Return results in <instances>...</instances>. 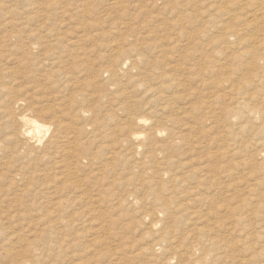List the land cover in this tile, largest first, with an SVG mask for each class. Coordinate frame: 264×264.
<instances>
[{
	"label": "rangeland",
	"instance_id": "obj_1",
	"mask_svg": "<svg viewBox=\"0 0 264 264\" xmlns=\"http://www.w3.org/2000/svg\"><path fill=\"white\" fill-rule=\"evenodd\" d=\"M237 1L238 0H0V72L2 71L4 73L5 79L9 83L8 86L10 85V88H12L14 94L15 95L18 94L17 96H20L21 98L24 99L23 103H21L19 107H17L15 105L16 103L10 102V100L12 99L11 96H13V93L10 89V93L2 94L0 96V111H2L3 108H7L8 110L13 111V114L16 117L18 115L25 114L32 121L37 120L38 122L45 124L51 122V119L54 116V114L55 117L58 116L57 118L63 116V118L62 117L60 118L62 123H64L65 121H66L65 124L78 123L77 125H79V127L80 126L82 128L86 127L88 129L87 130L86 128L85 129L83 128L82 133L85 134L83 135L81 133L80 137H82V139L85 138L83 140H88L90 138L87 145L88 147H90V149L93 148L92 146H94V148L92 149L94 151L91 150V153L96 154L95 159L92 160V163H90L89 160L85 159L84 164H82L81 167H79L80 169L79 171L77 170L78 172L77 174L78 175L81 174V176L82 175L83 176L82 177L78 176L79 177L78 179L81 180L78 181V179L75 178L73 175L71 176L70 172L67 169H64L66 168L63 163L64 162L63 158L65 157V156L63 157V155H65L64 149L69 145V142L72 139H74L68 136H73L75 134V133H72L73 135L70 134L69 130L65 134L63 133L62 139L59 138L60 144H58V148L56 147L50 149L49 150L50 152L49 153L47 152L48 153L47 156L42 151L46 149L44 148L45 144L48 138L50 137V135L52 134V132L50 131L42 132L41 137L36 136L35 140L33 139V143H31L30 145L28 144L27 146L24 145L22 141L16 139L14 144L17 145V148L19 147L18 150L15 151L17 153L12 152L14 150H11L10 147L12 145L10 140L13 139L6 141L7 143L8 141H10L8 143L9 146L7 145L6 142L4 143L6 145L5 146L6 149L0 147L1 148L0 162H2L0 163L1 164L0 165V172H1L0 173V243H2L0 244V250H1L0 264H183V263L200 264V262L198 261L202 258H203L202 260H205L207 264H218L217 261H214L213 263L214 258H211V256L209 255L206 256L207 254H205L210 250L214 251L215 248H216V252H221V251L225 252V256L227 255L228 259L234 260L235 258L234 261L235 263L238 264L239 263L264 264V248H263L264 247L263 245L264 243V219H263L264 218L263 217L264 216L263 214L264 213V202H263L264 161L262 157L256 154L257 150H254L256 151L254 153L252 152L253 151L252 149L256 148L254 143L259 141L257 137L261 136V134L258 133V130L260 127L264 126V120L263 118L256 120L254 123L257 126L254 125L253 128H251L252 130L248 129L249 131L246 130L244 132L237 129L235 124L231 123L230 125L223 126L221 121L220 123L219 121L218 122L215 121L214 124L213 120L206 119V116L211 114V111H219L217 110V106H218L217 102L219 98L217 99L216 97L214 98V95L209 92L210 90L214 89L213 87H210L209 89L207 88V86L211 85L209 83L213 82V85L216 83L220 84L225 78H230L232 84L234 83L237 84L241 77L244 78L243 76L244 72L243 73L241 72L240 75H238L239 77L234 74L233 75L221 74L222 72L220 73L217 69L218 64L220 62L219 60L220 59L221 61L227 60L230 62L233 61L234 62V65H232L233 70L240 68L243 69L244 66H247L245 65L246 63H248L247 60L250 59L247 58V56L251 57L250 54L253 52L251 50L260 51L262 49V48L258 49V47H253L251 45L249 46V44L245 42L240 43L242 40H244V37L246 38L251 37V35L254 33V30L252 28H248L247 24H245L241 20V15L243 14L241 12L240 7L235 5ZM242 17L245 16L243 15ZM236 28H239L242 31L241 33V31L239 30L242 36L241 41L239 40V38H237L238 36L232 39L230 38L227 39L226 38L227 33L230 32V30ZM179 30H181L182 32H188V34L190 33V36L183 37V34L182 33L180 34ZM86 34L93 35L90 38L91 41L88 40L89 38H87ZM176 37H179L180 40L179 45H181V47H187L183 45L188 44L189 46L194 48L196 50L194 52V55L199 54L201 48L206 49L208 51V54L211 56V57L209 56L210 60L204 63L201 61L199 62L197 58L194 57L191 58V56H188L189 58L188 57L182 58L180 56L181 55L180 52L182 51V54H184L185 51L183 50L180 51V48H178L179 46L173 48L175 44L174 40L177 39ZM200 37L203 39H201ZM168 39H170L172 42H170V40ZM161 45L163 46V48ZM55 46L56 48L58 47L57 48L58 50L56 48H53ZM189 46L188 49L190 48ZM61 47H63V49ZM156 47L159 48L157 49ZM192 48L190 49L193 50ZM176 49L178 50V52ZM190 49L189 52H191ZM24 51L26 52V54ZM60 51H62L63 53ZM69 51L71 52L72 55H70ZM156 51L159 53H157ZM160 51H162L161 54ZM165 52L167 54H165ZM63 54L65 56H63ZM43 55L45 56L43 57ZM113 58H115L114 62H113ZM146 59L150 63L151 61L153 62L150 64L149 62H147ZM167 59L170 60L169 63ZM170 62L172 66L170 65ZM69 63H71V65ZM142 63H144L145 66H143ZM55 64L57 65V67L59 66V68H57ZM111 64H113L115 67L114 68L115 70L113 71L114 73L106 72V69L109 66H111ZM53 65L57 69H55ZM65 65L66 67H62ZM83 68L85 70H82ZM173 68H175V72L180 71V73L183 74L182 77L185 78V81L183 83L184 85L172 87L170 86V84L172 85V83L168 82L170 78L168 79V81L163 82L166 80L165 76H167L168 74L163 77L162 74H166L170 69V71L168 72L169 73L168 76H170L173 73ZM189 68L190 71L186 70ZM138 69L142 71L139 72ZM194 69H196V71ZM244 70L246 72V69ZM104 72L106 74H104ZM116 72L118 75L116 74ZM145 72L147 74H145ZM56 73L59 77L56 75ZM46 74H48L49 76ZM187 74L190 76H188ZM54 75L56 77H54ZM80 75L88 76V78L81 77ZM145 76L148 77L149 79L146 78ZM64 77L66 82L64 80ZM114 77L116 78L114 79ZM236 78L239 79L236 80ZM75 79L77 80L78 84H75L76 83ZM189 81H191L192 84ZM51 83L53 85H51ZM140 83H142L143 85ZM81 84L83 87L81 86ZM156 84L159 87L160 85L162 86L160 94H162L163 97L161 99L159 98L160 96L159 93H157V90H159L160 88L156 90L157 87ZM50 85L53 87H51ZM54 87L56 88V91ZM61 87L62 89H58ZM148 87H150V89H148ZM51 88L54 90H51ZM66 88L69 90H67ZM186 88L188 90H186ZM71 89L73 90V92ZM74 90L77 91L75 92ZM253 90L254 89L250 90V92H252ZM221 91L219 92L220 93L224 92L226 94L225 91L222 92ZM191 92H195V94L194 93L190 94ZM171 95L173 96L171 97ZM227 98L224 102L229 103V99ZM220 102L223 101L220 100ZM91 104L93 106L89 108ZM82 108L84 111L82 110ZM72 109L73 110L76 109V110L73 111ZM69 115H74V116L72 117ZM76 115L78 117H76ZM93 115L95 116L94 118H92ZM97 115L101 119L98 118ZM128 116H133V117L143 116L147 118L148 123L145 127L146 129L144 128L145 130L150 129L151 126L167 127L168 130V133L166 134L167 136L163 135L160 140L164 139L165 142L171 140V138H175L177 140L180 136L184 135L187 136L189 142H192L190 140L193 139V142L195 143L196 146L192 150H189L190 148L189 144L187 145L186 142L184 144H177L174 146L173 149H169L170 152L168 151L169 154H175L174 156L176 157L178 156V159L176 157L172 159L173 162L175 161L174 164L173 163L168 164L166 163L167 160L162 158H157L152 160L146 159L145 162L147 163L145 164V168H144L143 167L144 162L140 164V166L138 162L143 160L142 158L144 155L142 156L141 154L143 153V151L145 152L147 150L144 149L143 151H141V153H139V151L137 153L131 150L133 146L130 144L131 146L130 147L129 146L130 141H128L129 143L126 142V144L123 146V149L125 148V146L127 147V150H125L124 152L125 153L131 152L133 155L132 157L134 158L128 157V159H126L124 156L120 155L118 157V163L115 166V168L117 169V170L115 169L116 170L115 173L120 170L119 176L120 177L129 176L131 177V181L130 184H128V186L124 182L123 184L122 183L114 184L112 181L114 175L111 176V174L113 173L110 174V172L108 173H101V171L98 172V169L100 167L99 165L101 164V163L98 164V162L103 160L104 162L106 161L108 163L111 162L112 164H115L113 163L114 162L113 159L110 158L109 152L108 154L107 153L105 154L106 156L100 155V157L98 158L97 152H99V150L96 151V149L100 148L101 143L105 142V140H106L105 143L110 144L113 138L123 137L122 139H128L129 136L128 134L135 128L134 125H129V124L127 125ZM68 117L73 122H71ZM79 118H82L81 121H79L80 120ZM88 119L91 120L89 121ZM84 120L86 122V123L84 122L85 125L83 124ZM6 121H7V117L3 116V113L0 114V135L12 129L10 128L9 123H7ZM106 121L107 124H105ZM87 123H89V125ZM113 123L115 124L112 125ZM118 123H120L121 128L119 127ZM197 124H199V127ZM202 124H204V126ZM15 125L19 127L22 124L21 123L18 124V122L17 123L15 122ZM29 125H31V123H29ZM170 125L172 126V128ZM218 125L221 127H219ZM200 127L202 128L200 129ZM127 128L129 129V132ZM218 128L219 129L222 128V130H219ZM108 129L111 130L108 131ZM215 129L218 131L216 132ZM254 129L257 131L255 132ZM121 130L122 132H120ZM126 131L128 133H126ZM185 132L190 133V135ZM88 134L89 137H87ZM125 134H127L126 137ZM107 135L110 136L108 137ZM221 136L223 137V139ZM219 139L221 140L220 141L221 144L219 143ZM206 141L207 143H205ZM214 142L216 143L215 145ZM90 143H92V146H89ZM236 143H239V146ZM241 144H245L246 147H240ZM233 145L234 147L232 148ZM221 146H225V147H221ZM199 147L201 149H199ZM38 149H40V151H38ZM234 149L236 150L234 151ZM250 149L252 151H250ZM208 151H212L213 153L215 152L214 154H218V153L225 154L224 157L218 155L217 158L218 159L221 158V160L224 161L219 160L217 164L224 163L223 165H226L227 168L229 169L228 172H224V173L222 172L221 175H218V178L215 179V183L214 181H207L205 179L206 177L205 174L216 173L215 171H210V170H213L212 168H214V164L216 162L214 161V159L216 160L217 158L213 159L210 157H206V153H208ZM231 151H232V155H231ZM52 152L53 154H51ZM237 153H239L242 157ZM252 154H254L255 156ZM18 155L22 158L17 159L20 158ZM225 156H227L230 161L227 160V157L225 158ZM239 156L240 158H238ZM1 157H4L5 160ZM100 158H104V159L99 160ZM179 158L181 159L179 160ZM237 158L239 160H237ZM254 158L256 160L253 161ZM15 159L17 160V162L15 161ZM211 159L213 160V163H211L212 162ZM158 161L159 162L162 161L163 163L165 162V165L162 162H161L162 165H160L161 163H158ZM205 161L207 162V164L204 165L203 163H206ZM6 162H8L9 165ZM241 163H243L245 167L244 166L242 167ZM27 164H29V166L32 167V170ZM131 164L134 165L132 166ZM253 164L256 166L259 165L257 166V168L259 167L258 170L256 166L252 167L254 166ZM239 167L242 169H240ZM86 168L87 170H89V172L86 171ZM236 170L238 175L236 173ZM251 170L252 171L255 170V173L251 172ZM29 171L30 173H28ZM145 172L147 173L145 174ZM19 173H22L23 175L21 176L19 175ZM7 174L10 175L11 177L9 176L6 177ZM105 174L108 175H106L105 177L104 176ZM141 174L143 175L144 178L142 177ZM109 176L111 177V179ZM145 176H147V178ZM200 176L201 177L203 176L202 179ZM258 178L261 180H259ZM30 179L31 181H29ZM199 180H203L201 186L197 185ZM173 181H175L176 183ZM26 182H28L29 184ZM72 182H74L75 184ZM24 183H26V185ZM78 183L82 184L80 185L81 186L80 188ZM217 185L219 187H217ZM170 186H172V188ZM213 187L216 189L214 190ZM153 188H157L156 189L157 191H155ZM29 189L31 191H28ZM36 189L37 191H35ZM201 190L205 193L203 194ZM33 191L35 192L33 193ZM184 191L185 193H183ZM194 191H198L200 195L198 194L197 197L193 196V194L190 195ZM249 191L250 194L252 193L251 196L248 193ZM255 191L257 193L254 194ZM223 192L226 193L224 194ZM45 193H49V194L46 195ZM126 193H127V198L130 197L129 199H127L128 201L124 202L122 205L116 204L118 203L117 196L118 197L121 195L124 196V194ZM237 193H239V195H237ZM142 194L144 196H142ZM207 194L210 195L208 196ZM159 195L161 196V198ZM233 195L235 196L231 198V196ZM240 195L241 198H239ZM99 196L101 198H99ZM203 196L206 197V200L203 199ZM89 197L93 199H90ZM136 197L137 198L141 197V198L137 199ZM242 197L244 199H242ZM256 197L258 199H255ZM83 198L86 199V202ZM217 198L221 200H218ZM166 199L170 200L169 209L167 207L165 208L166 205L164 202ZM129 200L132 202H130ZM243 200L246 201L243 202ZM208 201L211 202L208 203ZM258 201L259 202L261 201L260 205ZM198 202L201 203L199 204ZM204 202H206L207 204H203ZM221 202L223 203L221 204ZM236 202H238V204ZM106 203L107 205H105ZM251 203L252 206L249 205ZM211 204H212V208H211ZM215 205L217 208L215 207ZM240 205H241V209L240 208L237 209L236 213L234 214L232 208L234 209L235 207H240ZM135 206L137 208H135ZM221 206L224 208H222ZM197 207L198 209H195ZM249 207L252 209H250ZM36 209H38V211ZM218 209L219 211H217ZM220 209L224 212L228 211L229 209L231 213L229 211L227 213L225 212L228 215L226 216V214L224 215V212L220 211ZM242 209L243 211H241ZM194 210L197 211L196 212L197 215L202 214L203 217L197 218L198 216L192 213ZM179 211H181L182 213ZM206 211L207 213H205ZM172 212H174L175 214H173ZM198 212L200 214H198ZM244 212H246V215ZM157 214L158 216H156ZM237 214L239 215L236 216ZM241 214H243L244 216L243 215L241 216ZM90 216L93 218L95 216V218L92 219ZM144 216L145 219L147 218L146 220L144 219ZM232 216L236 218L234 219ZM249 216L251 218H249ZM247 217L249 219H247ZM108 218L109 219L112 218V219L109 220ZM195 218H197L198 220ZM165 219H167L166 222ZM173 220H174L173 223L170 222ZM168 221L170 222L169 224H171V226L168 224ZM199 221H202L201 223H203L204 226ZM100 222L103 223L101 224ZM231 222L232 224H230ZM153 224L155 226H153ZM209 224L210 226H206ZM227 224H229L230 226L232 225L233 227H230ZM253 224L256 225L254 226ZM224 225L226 228L221 227L222 231L219 230L220 226L224 227ZM258 226L260 229L257 228ZM151 228L153 230H150ZM179 229L182 230V233H180L181 231ZM214 229L216 230L215 232ZM223 230H225L226 232ZM249 230H251V232ZM253 230L256 231L253 232ZM248 231L250 232L248 233L249 235L246 234V232ZM118 232L119 234H117ZM93 233L95 235H93ZM196 233L199 234L197 235ZM224 233L225 234L228 233V235L227 234L223 235ZM233 233L234 234L237 233V234L234 235ZM184 234L187 236H184ZM210 234H214L213 236L214 238L217 237L216 238L217 240L222 238L217 241L216 246H213L212 243H210L209 239H213V236L211 235L212 236L211 237ZM79 235L80 238H78ZM232 235L234 237H232ZM243 235L245 237H242ZM177 237L182 238L181 239L182 241ZM18 238L21 239L17 240ZM105 238H107L108 240ZM166 238L167 240H165ZM168 238L171 239L169 240ZM172 239L174 240V243L172 242ZM175 239L177 242L180 240L179 241L180 243L179 242L177 243ZM256 239L258 242L257 241L255 242ZM1 240L3 241L1 242ZM12 240L14 242H11ZM223 240L226 241L227 244ZM89 241L92 242L90 243ZM116 241L119 242L116 243ZM151 242H154V245L155 246L158 245V246L155 247L154 245H152L153 243ZM13 243L15 244L13 245ZM233 243L236 244L234 245ZM141 244L143 245L142 248H141L142 246ZM178 244H180V246H178ZM138 245L140 246V248H138L139 247ZM170 245L171 247H169ZM28 249L29 251H27ZM130 249L132 252L130 251ZM228 249H231L230 252L231 251L233 253L236 252V254L230 253ZM93 250H95L94 253ZM172 250H174L173 253H175V255L171 253ZM18 251L20 255L18 254ZM237 252L239 256L237 255ZM257 252L261 254L259 257H257L258 259L254 258L253 260L252 257L254 256L256 257ZM7 253L9 254L7 255ZM11 254L13 255L12 258L10 257ZM150 254L153 257L150 256ZM241 256L242 258H240ZM1 258L5 259V261L4 259H2L4 263L1 260ZM153 261L154 263H152ZM219 264H221V262Z\"/></svg>",
	"mask_w": 264,
	"mask_h": 264
},
{
	"label": "bare ground",
	"instance_id": "obj_2",
	"mask_svg": "<svg viewBox=\"0 0 264 264\" xmlns=\"http://www.w3.org/2000/svg\"><path fill=\"white\" fill-rule=\"evenodd\" d=\"M235 5H237L238 7H240V9H241V12H242V14L245 16V17H242L243 15H241V20L245 23V24H247V26H248V28H252L253 30H254V33L251 35V37H249V38H246V37H244V40H242L241 41V39H242V36H241V34H240V32H239V28H236V29H233V30H230V32H228L227 33V36H226V38L227 39H232V38H234V37H237V38H239V40L241 41L240 43H243V42H245V43H247V44H249V46L251 45V46H253V47H258V49H260V48H262L260 51L258 50H256V51H254V50H251V51H253L251 54H250V52H249V54H250V56L251 57H248L247 56V58H250L249 60H247V62L248 63H246L245 65H247V66H244V68L242 69V68H240V69H236V70H233V67H232V65H234V62L233 61H227V60H225V61H221V59L219 60L220 62H219V64H218V71L221 73V74H229V75H240V73L242 72H244L243 74V76H244V78L243 77H241L240 78V80H241V82H240V80L238 81V83L237 84H232L231 83V81H230V78H225L220 84H214L213 85V82H211V83H209V84H211V85H209V86H207V88L209 89L210 87H213L214 89H215V91H214V89H212V90H208L210 93H212L213 95H214V98L216 97V99L217 98H219V100H218V102H217V104H218V106H217V110H219V111H211V114H209V115H207L206 116V119H210V120H213V123L216 121V122H218L219 121V123H220V121L222 122V125L223 126H227V125H230L231 123L232 124H235L236 125V127H237V129H239V130H241V131H246V130H252L251 128H253V126L255 125V121L256 120H259L260 118H263V120H264V104H262V103H264V0H238L236 3H235ZM180 27H181V24H180ZM179 27V28H180ZM176 29V28H175ZM242 29V28H241ZM244 29V28H243ZM245 30V29H244ZM251 30V29H250ZM180 32V34L182 33L183 34V37H186V36H190V33L188 34V32H182L181 30H179ZM241 31V30H240ZM241 33H242V31H241ZM245 34V33H244ZM177 35V34H176ZM247 35V34H246ZM39 36V35H38ZM86 36H87V38H89L88 40H90V38L93 36V35H88V34H86ZM248 36V35H247ZM169 37V36H168ZM84 38V37H83ZM95 38V37H94ZM177 39H175L174 40V42H175V44H174V47L173 48H176V47H178V48H180V51L181 50H183V51H185V53L184 54H182V51L180 52L181 53V57L182 58H185V57H188V56H191V58L192 57H194V58H197L198 59V61L200 62H204V63H206L207 61H209L210 60V55L208 54V51L206 50V49H202L201 48V51L199 52V54H197V55H194V52L196 51L194 48H192L191 46H189L188 44L186 45V44H184L183 46H187V47H181V45H179V37H176ZM201 38V37H200ZM201 39H203V38H201ZM94 40V39H93ZM92 40V41H93ZM168 40H170V39H168ZM91 41V40H90ZM61 42V41H60ZM63 42V41H62ZM170 42H172L171 40H170ZM229 42V41H228ZM65 43V42H64ZM244 43V44H245ZM160 44V43H159ZM159 44H157V45H159ZM162 44V43H161ZM168 44V43H167ZM166 44V45H167ZM170 44V43H169ZM166 45H165V47H166ZM47 46V45H46ZM162 46V45H161ZM160 46V47H161ZM188 46L190 47V48H192L193 50H191L190 48V50H191V52H189V49H188ZM67 47V46H66ZM44 48V47H43ZM53 48H56V46L55 47H53ZM58 48V47H57ZM56 48V49H57ZM62 49H63V47H61ZM157 48V47H156ZM159 48V47H158ZM157 48V49H158ZM162 48H163V46H162ZM52 49V48H51ZM55 49V50H56ZM72 49V48H71ZM44 50H46V49H44ZM58 50V49H57ZM60 50V49H59ZM69 50H70V47H69ZM177 50V49H176ZM67 51V50H66ZM168 51V50H167ZM25 52V51H24ZM42 52V51H41ZM60 52H62V51H60ZM70 52V51H69ZM157 52V51H156ZM161 52L162 51H160V54H161ZM177 52H178V50H177ZM44 53H45V51H44ZM57 53V52H56ZM63 53V52H62ZM157 53H159V52H157ZM25 54H26V52H25ZM68 54V53H67ZM74 54V53H73ZM163 54V53H162ZM165 54H167L166 52H165ZM70 55H72L71 54V52H70ZM70 55H69V57H70ZM78 55H80V54H78ZM194 55V56H193ZM45 55H43V57H44ZM63 56H65L64 54H63ZM77 56V55H76ZM82 56V55H81ZM136 56H138V55H136ZM157 56H158V54H157ZM162 56V55H161ZM210 56V57H209ZM42 57V56H41ZM141 57V56H140ZM241 57H243V56H241ZM55 58V57H54ZM74 58V57H73ZM189 58V57H188ZM190 58V59H191ZM245 58H246V56H245ZM36 59V58H35ZM57 59V58H56ZM64 59V58H63ZM134 59H135V57H134ZM172 59V58H171ZM46 60V59H45ZM48 60V59H47ZM58 60V59H57ZM59 60H60V58H59ZM84 60V59H83ZM147 60V59H146ZM145 60V61H146ZM168 60V59H167ZM173 60V59H172ZM171 60V61H172ZM54 61H56V60H54ZM70 61V60H69ZM68 61V62H69ZM115 61V58H113V62ZM124 61V60H123ZM145 61H144V63H145ZM169 61L170 60H168V63H169ZM52 62V61H51ZM58 62V61H57ZM73 62V61H72ZM81 62V61H80ZM91 62V61H90ZM138 62V61H137ZM147 62H149L148 60H147ZM153 61H151V63H152ZM61 63V62H60ZM63 63V62H62ZM79 63V62H78ZM144 63H142L143 64V66H145L144 65ZM150 63V62H149ZM150 63V64H151ZM198 63V62H197ZM203 63V64H204ZM44 64V63H43ZM70 65H71V63H69ZM139 64V63H138ZM147 64V63H146ZM45 65H46V63H45ZM52 65V64H51ZM51 65H49V66H51ZM56 65V64H55ZM86 65V64H85ZM137 65V64H136ZM170 65H171V62H170ZM195 65V64H194ZM199 65H200V63H199ZM54 66V65H53ZM69 66V65H68ZM74 66V65H73ZM89 66H91V65H89ZM154 66H155V64H154ZM159 66H160V64H159ZM158 66V67H159ZM161 66H162V64H161ZM172 66V65H171ZM56 67H57V65H56ZM62 67H66V65L65 66H62ZM142 67V66H141ZM157 67V68H158ZM164 67V66H163ZM170 67V66H169ZM192 67V66H191ZM54 68H55V66H54ZM57 68H59V66L57 67ZM57 68H55V69H57ZM68 68V67H67ZM86 68H87V66H86ZM115 67H114V65L113 64H111V66H109L107 69H106V72H112V73H114L113 71L115 70L114 69ZM139 68V67H138ZM193 68H195V67H193ZM192 68V69H193ZM63 69V68H62ZM75 69V68H74ZM90 69V68H89ZM147 69V68H146ZM149 69V68H148ZM166 69V68H165ZM244 69H246V72H245V70ZM6 70V69H5ZM41 70V69H40ZM82 70H85L84 68L82 69ZM88 70V69H87ZM137 70V69H136ZM139 70V69H138ZM143 70H145V69H143ZM159 70V69H158ZM160 70H161V67H160ZM159 70V71H160ZM163 70V69H162ZM167 70V69H166ZM186 70H189L190 71V68L189 69H186ZM195 71H196V69H194ZM242 70H244V71H242ZM46 71V70H45ZM44 71V72H45ZM72 71V70H71ZM96 71H98V70H96ZM119 71V70H118ZM140 71H142V70H139V72ZM170 71V69L168 70V72ZM42 72V71H41ZM48 72V71H47ZM137 72V71H136ZM138 72V73H139ZM153 72V71H152ZM166 73V74H162V77L163 76H165V75H169V73ZM171 72H172V69H171ZM182 72V71H181ZM184 72H185V70H184ZM188 72V71H187ZM217 72V71H216ZM218 72V73H219ZM51 73V72H50ZM82 73V72H81ZM81 73H79V74H81ZM163 73V72H162ZM49 74V73H48ZM48 74H46V75H48ZM54 74V73H53ZM78 74V75H79ZM104 74H106L105 72H104ZM116 74H117V72H116ZM145 74H147L146 72H145ZM156 74V73H155ZM171 74V73H170ZM190 74H191V72H190ZM56 75H57V73H56ZM62 75H64V74H62ZM61 75V76H62ZM72 75H74V74H72ZM77 75V74H76ZM86 75H88V74H86ZM89 75H91V74H89ZM118 75V74H117ZM136 75H138V74H136ZM144 75V74H143ZM154 75V74H153ZM165 76V78H166V80L165 81H163V82H166V81H168V79H169V81L168 82H171L172 83V85L170 84V86H172V87H174V86H182V85H184L183 83H184V81H185V78H183L182 76H183V74L182 73H180V71L179 72H175V68H173V73L170 75V76ZM188 75V74H187ZM194 75V74H193ZM196 75V74H195ZM49 76V75H48ZM58 76V75H57ZM67 76V75H66ZM81 77H87L88 78V76H82V75H80ZM98 76V75H97ZM103 76V75H102ZM116 76V75H115ZM140 76V75H139ZM188 76H190V75H188ZM242 76V75H241ZM7 77H9V76H7ZM6 77V78H7ZM54 77H56L55 75H54ZM59 77V76H58ZM74 77V76H73ZM78 77V76H77ZM90 77V76H89ZM146 77V76H145ZM156 77V76H155ZM168 77V78H167ZM230 77V76H229ZM239 77V76H238ZM45 78H46V76H45ZM48 78V77H47ZM53 78V77H52ZM72 78V77H71ZM79 78V77H78ZM98 78V77H97ZM107 78V77H106ZM109 78V77H108ZM116 77H114V79H115ZM143 78V77H142ZM146 78H148V77H146ZM159 78V77H158ZM233 78V77H232ZM235 78V77H234ZM12 79V78H11ZM68 79V78H67ZM70 79V78H69ZM91 79V78H90ZM149 79V78H148ZM157 79V78H156ZM187 79V78H186ZM228 79V80H227ZM239 78H236V80H238ZM58 80V79H57ZM57 80H55V81H57ZM64 80H65V77H64ZM72 80V79H71ZM76 80V79H75ZM79 80V79H78ZM109 80V79H108ZM141 80V79H140ZM158 80V79H157ZM43 81V80H42ZM45 81V80H44ZM48 81V80H47ZM70 81V80H69ZM234 81V80H233ZM232 81V82H233ZM12 82H14V81H12ZM11 82V83H12ZM59 82V81H58ZM65 82H66V80H65ZM64 82V83H65ZM67 82H68V80H67ZM84 82V81H83ZM145 82V81H144ZM188 82V81H187ZM190 83H191V81H189ZM226 82V83H225ZM228 82V83H227ZM237 82V81H236ZM75 83V82H74ZM153 83V82H152ZM194 83V82H193ZM196 83V82H195ZM8 82L6 81V79H5V75H4V73L1 71L0 72V96L2 95V94H8V93H10V89H11V91H12V88H10V85L8 86ZM53 84H54V81H53ZM52 83H51V85H53ZM55 84H56V82H55ZM75 84H78V82H77V80H76V83ZM85 84V83H84ZM140 84H142V83H140ZM192 84V83H191ZM197 84V83H196ZM12 85V84H11ZM50 85V86H51ZM80 85V84H79ZM78 85V86H79ZM143 85V84H142ZM195 85V84H194ZM194 85H192V86H194ZM213 85V86H212ZM219 85V86H218ZM46 86V85H45ZM81 86H82V84H81ZM156 90L158 89V88H160L159 90H157V93H159V98L161 99L163 96H162V94H160L161 93V88H162V86L160 85V87L156 84ZM186 86V85H185ZM51 87H53V86H51ZM72 87V86H71ZM80 87V86H79ZM83 87V86H82ZM187 87H188V85H187ZM45 88V87H44ZM47 88V87H46ZM49 88V87H48ZM55 88V87H54ZM74 88V87H73ZM86 88V87H85ZM92 88V87H91ZM154 88H155V86H154ZM206 88V89H207ZM58 89H62V87L61 88H58ZM67 89V88H66ZM77 89V88H76ZM146 89H147V87H146ZM148 89H150V87H148ZM203 89V88H202ZM252 89H254L252 92H250V90H252ZM18 90V89H17ZM51 90H54V89H52L51 88ZM67 90H69V89H67ZM66 90V91H67ZM72 90V89H71ZM82 90V89H81ZM91 90V89H90ZM186 90H188L187 88H186ZM194 90V89H193ZM218 90V91H217ZM225 91L226 92V94L223 92V93H220L219 91ZM55 91H56V88H55ZM55 91H54V93H55ZM65 91V90H64ZM75 91V90H74ZM77 91V90H76ZM75 91V92H76ZM88 91V90H87ZM152 91H154V90H152ZM192 91V90H191ZM197 91H199V90H197ZM214 91V92H213ZM221 91V92H222ZM229 91V92H228ZM18 92V91H17ZM17 92H16V94H17ZM59 92V91H58ZM72 92H73V90H72ZM74 92V93H75ZM156 92V91H155ZM205 92H207V91H205ZM12 93H13V96H11V100H10V102H13V103H16L15 105L17 106V107H19V105L21 104V103H23V98H21L20 96H17V95H15L14 94V91H12ZM11 93V94H12ZM25 93V92H24ZM60 93V92H59ZM195 94V92H191L190 94ZM21 94H22V92H21ZM20 94V95H21ZM58 94V93H57ZM76 94V93H75ZM80 94V93H79ZM89 94H91V93H89ZM173 94V93H172ZM197 94V93H196ZM24 96V95H23ZM22 96V97H23ZM57 96V95H56ZM169 96V95H168ZM173 95H171V97H172ZM227 97H230V98H227ZM87 98V97H86ZM226 98L227 99H229V103L228 102H224L225 100H226ZM56 99V98H55ZM57 99H59V98H57ZM61 99V98H60ZM168 100H170V99H168ZM220 100L221 101H223V102H220ZM87 101V100H86ZM164 101V100H163ZM228 101V100H227ZM258 101H260V102H258ZM25 102V101H24ZM166 102H168V101H166ZM70 103V102H69ZM72 103V102H71ZM223 103V104H222ZM85 104V103H84ZM262 104V105H261ZM72 105V104H71ZM79 105H80V103H79ZM81 106H82V104H81ZM91 106H93L92 104L89 106V108L91 107ZM76 107H78V106H76ZM87 107H88V104H87ZM95 107V106H94ZM93 107V108H94ZM102 107V106H101ZM65 108V107H64ZM68 108H69V106H68ZM81 109V108H80ZM64 110V109H63ZM70 110V109H69ZM73 110V109H72ZM76 110V109H75ZM75 110H73V111H75ZM79 110V109H78ZM82 110H83V108H82ZM84 110H85V107H84ZM83 110V111H84ZM93 111V110H92ZM108 111V110H107ZM71 112V111H70ZM77 112V111H76ZM105 112V111H104ZM3 113V116H5V117H7V123H9V126H10V128H12V129H10V131H6V132H4V133H2L1 135H0V147L2 148H5V142L7 141V140H10V139H13V140H10L11 141V143H12V145L10 146L11 147V150H14V151H12V152H15L16 150H18V148H17V145H15L14 143H15V140L16 139H18L19 141H22V143L24 144V145H30L31 143H33V139L35 140V138H36V136H38V137H41V133L42 132H52V134L50 135V137L48 138V140H47V142H46V144H45V147L44 148H46L44 151H42L44 154H46V156L48 155V153L50 152L49 150L50 149H52V148H58V144H60L59 143V138H61L62 139V137H63V133L65 134L68 130H69V132H70V134H72V133H75L73 136H68V137H72V138H74V139H72L70 142H69V145L64 149L65 150V155H63V163H64V166L66 167V168H64V169H67L69 172H70V174H71V176L73 175L75 178H79L78 176H81V174L80 175H78L77 173V170L79 171V167H81V165L82 164H84V161H85V159H87V160H89L90 161V163H92V160L93 159H95V155L96 154H93V153H91V150L94 148V146H92V143H90V145L89 146H92L93 148H91L90 149V147H88V142H89V139L88 140H83V139H85V138H83L82 139V137H80V134L83 132V128L85 129L86 127H79V125H77V124H74V123H72V124H65V119H64V123H62V121H61V117L63 118V116H61L60 118H57V117H55V114H54V116L52 117V119H51V122L50 123H48V124H45V123H40V122H38L37 120H31L30 118H28L27 117V115H25V114H21V115H18L17 117L13 114V111H11V110H8L7 108H3L2 109V111H0V114H2ZM78 113H80V112H78ZM87 113V112H86ZM94 113H95V111H94ZM96 113H97V111H96ZM103 113V112H102ZM218 113H220V114H218ZM57 114V113H56ZM64 114V113H63ZM72 114H73V112H72ZM58 115V114H57ZM61 115V114H60ZM79 115V114H78ZM100 115V114H99ZM105 115H106V113H105ZM69 116H74V115H69ZM80 116V115H79ZM76 117H78L77 115H76ZM95 116L93 115V117L92 118H94ZM97 117H98V115H97ZM102 117H103V115H102ZM64 118H66V117H64ZM69 118V117H68ZM98 118H100V117H98ZM70 119V118H69ZM80 120L79 121H81V119L82 118H79ZM101 119V118H100ZM113 119V118H112ZM89 120V119H88ZM87 120V121H88ZM91 120V119H90ZM89 120V121H90ZM96 120V119H95ZM127 120H128V122H127V125L129 124V125H134L135 126V128L128 134L129 136H128V139H122V138H113L112 139V142L110 143V144H108V143H105L106 142V140H105V142H103V143H101V145H100V148H98V149H96V151H98L99 150V152H97V157L99 158L100 157V155H105L106 153L108 154V152H109V154H110V158L111 159H113V163H115V164H112L111 162H104L102 159H104V158H100L99 160H102V161H100V162H98V164H100L99 166V169H98V172H100L101 171V173H108V172H110V174L111 173H113V174H111V176L112 175H114L113 176V178H112V181H113V183L115 184V183H122L123 184V182L125 183V184H127V186H128V184H130V181H131V177H129V176H122V177H120L119 175H120V170L118 171V172H116L115 173V171L117 170L116 168H115V166H116V164L118 163V157L120 156V155H122V156H124L126 159H128V157H131V158H134V157H132L133 155H132V153L130 152H127V153H125L124 151L125 150H127V147L125 146V148L123 149V146L126 144V142H128V141H130V143H129V146H130V144L133 146V148H131V150H133V151H135V152H137L138 153V151H139V153H141V151H143L144 149H146L147 151H143V153L141 154L142 156H143V160L142 161H140V162H138V164H139V166H140V164H142L143 162V167L145 168V164L147 163V162H145L146 161V159H149V160H152V159H157V158H162V159H166L167 160V162L166 163H168V164H174V162L172 161V159L173 158H175L176 156H174L175 154H169V149H173L174 148V146L175 145H177V144H184L185 142L187 143V145L189 144V150H192L196 145H195V143L193 142V139L192 140H190V141H192V142H189V140L187 139V136H180L177 140L175 139V138H171V140H168V141H164V139L163 140H160L161 139V137L163 136V135H165V136H167L166 134L168 133V130H167V127H160V126H154V124H153V126L154 127H152L151 126V128L150 129H148V130H145L146 128V125H147V123H148V121H147V118H145V117H143V116H137V117H133V116H128V118H127ZM262 120V121H263ZM70 121H71V119H70ZM76 121V120H75ZM74 121V122H75ZM78 121V122H79ZM108 121V120H107ZM107 121L105 122V124H107ZM116 121V120H115ZM152 121V120H151ZM261 121V120H260ZM15 122L17 123L18 122V124H22V125H20L19 127H17V125H15ZM69 122V121H68ZM71 122H73V121H71ZM84 122H85V120L83 121V124H84ZM121 122V121H120ZM29 123H31V125H29ZM76 123V122H75ZM82 123V122H81ZM81 123H79V124H81ZM86 123V122H85ZM95 123H97V122H95ZM132 123V124H131ZM197 123H199V122H197ZM206 123V122H205ZM82 124V125H83ZM88 125H89V123H87ZM92 124V123H91ZM90 124V125H91ZM110 124V123H109ZM115 123H113L112 125H114ZM156 124V123H155ZM215 124V123H214ZM263 124V123H262ZM85 125V124H84ZM118 125H119V127L121 128V125H120V123H118ZM125 125V124H124ZM123 125V126H124ZM198 125V127H199V124H197ZM203 126H204V124H202ZM216 125H217V123H216ZM167 126V125H166ZM171 126V125H170ZM219 126V125H218ZM255 126H257V125H255ZM87 127H89V126H87ZM101 127H103V126H101ZM101 127H100V129H101ZM118 127V128H119ZM176 127V126H175ZM206 127V126H205ZM217 127V126H216ZM219 127H221V126H219ZM96 128V127H95ZM98 128V127H97ZM110 128H112V127H110ZM117 128V129H118ZM123 128V127H122ZM145 128V129H144ZM171 128H172V126H171ZM195 128V127H194ZM202 127H200V129H201ZM223 128V127H222ZM222 128L221 129H219V130H222ZM233 128V127H232ZM258 128V127H257ZM87 129V128H86ZM114 129V128H113ZM124 129V128H123ZM128 129V128H127ZM211 129V128H210ZM210 129H209V131H210ZM217 129V128H216ZM215 129V130H216ZM224 129H226V128H224ZM88 130V129H87ZM109 130H111V129H108V131ZM170 130V129H169ZM188 130H189V128H188ZM196 130V129H195ZM248 130V131H249ZM117 131V130H116ZM182 131V130H181ZM208 131V132H209ZM214 131V130H213ZM218 130H216V132H217ZM254 131L256 132L257 130H255L254 129ZM85 132V131H84ZM101 132V131H100ZM107 132V131H106ZM120 132H122V130L120 131ZM124 132V131H123ZM128 132H129V129H128ZM127 131H126V133H128ZM169 132H171V131H169ZM175 132V131H174ZM199 132V131H198ZM201 132V131H200ZM251 132V131H250ZM88 133H90V132H88ZM99 133V132H98ZM114 133V132H113ZM125 133V132H124ZM185 133H188V132H185ZM258 133L259 134H261V136L260 137H257V139L259 140V141H257V142H255L254 143V145L256 146V148H254V149H250V151H252L253 153L254 152H256V151H254V150H257V152H256V154L258 155V156H260V157H262V159H263V161H264V126H262V127H260L259 128V130H258ZM68 134V133H67ZM83 134V133H82ZM85 134V133H84ZM83 134V135H84ZM87 134V133H86ZM115 134H117V133H115ZM115 134H112V135H115ZM180 134V133H179ZM181 134H183V133H181ZM189 135H190V133H188ZM199 134V133H198ZM210 134V133H209ZM255 134V133H254ZM69 135V134H68ZM111 135V136H112ZM122 135V134H121ZM124 135V134H123ZM171 135V134H170ZM187 135V134H186ZM193 135H194V133H193ZM217 135V134H216ZM108 136V135H107ZM110 136V135H109ZM108 136V137H109ZM127 136V134H125V137ZM177 136V135H176ZM195 136H196V133H195ZM48 137V136H47ZM87 137H89V134H88V136ZM94 137V136H93ZM98 137V136H97ZM96 137V138H97ZM101 137V136H100ZM119 137V136H118ZM121 137V136H120ZM203 137V136H202ZM222 137V136H221ZM95 138V139H96ZM102 138V137H101ZM104 138V137H103ZM106 138V137H105ZM196 138V137H195ZM195 138H194V140H195ZM200 138V137H199ZM198 138V139H199ZM206 138V137H205ZM208 138V137H207ZM211 138V137H210ZM215 138V137H214ZM67 139V138H66ZM69 139H71V138H69ZM100 139V138H99ZM107 139V138H106ZM197 139V140H198ZM222 139H223V137H222ZM64 140V139H63ZM166 140V139H165ZM196 140V141H197ZM10 141H8V143L10 142ZM98 141V140H97ZM104 141V140H103ZM162 141H164V142H162ZM209 141V140H208ZM220 139H219V143H220ZM238 141H239V139H238ZM67 142V141H66ZM100 142V141H99ZM189 142V143H188ZM217 142V141H216ZM7 143V142H6ZM8 143H7V145H8ZM199 143V142H198ZM205 143H207V141L205 142ZM243 143V142H242ZM97 144V143H96ZM210 144V143H209ZM216 143L214 142V145H215ZM221 144V143H220ZM236 144H238V146H239V143H236ZM260 144V145H259ZM104 145V146H103ZM212 145H213V143H212ZM211 145V146H212ZM217 145H218V143H217ZM9 146V145H8ZM23 146V145H22ZM116 146V147H115ZM207 146V145H206ZM236 146V145H235ZM131 147V146H130ZM221 147H225V146H221ZM226 147H228V146H226ZM234 147V145L232 146V148ZM240 147H246L245 146V144H241V146ZM0 148V149H1ZM61 148V147H60ZM59 148V149H60ZM205 148V147H204ZM217 148V147H216ZM219 148H220V146H219ZM6 149V148H5ZM21 149V148H20ZM31 149V148H30ZM37 149V148H36ZM41 149V148H40ZM40 149H38V151H40ZM186 149H188V148H186ZM199 149H201L200 147H199ZM206 149V148H205ZM242 149V148H241ZM24 150V149H23ZM42 150V149H41ZM181 150V149H180ZM195 150H196V148H195ZM223 150H224V148H223ZM230 150V149H229ZM236 149H234V151H235ZM92 151H94V150H92ZM102 151V152H101ZM169 151V152H168ZM26 152V151H25ZM34 152V151H33ZM48 152V153H47ZM63 152V151H62ZM166 152H168V153H166ZM197 152V151H196ZM226 152V151H225ZM251 152V153H252ZM15 153H17V152H15ZM56 153V152H55ZM124 153V154H123ZM183 153V152H182ZM215 153V152H214ZM212 151H208V153H206V157H210V158H217L218 157V155H220L221 157H224V155L225 154H223V153H218V154H214ZM7 154H8V152H7ZM6 154V155H7ZM29 154V153H28ZM51 154H53V152L51 153ZM133 154H134V152H133ZM195 154V153H194ZM200 154V153H199ZM237 154H239V153H237ZM236 154V155H237ZM246 154H248V153H246ZM6 155H5V157H6ZM27 155V154H26ZM50 155V154H49ZM139 155V154H138ZM201 155V154H200ZM231 155H232V151H231ZM235 155V156H236ZM240 155V154H239ZM249 155H251V154H249ZM252 155H254V154H252ZM9 156V155H8ZM19 156V155H18ZM22 156V155H21ZM28 156V155H27ZM106 156V155H105ZM109 156V155H108ZM195 156V155H194ZM241 156V155H240ZM240 156L238 157V158H240ZM247 156V155H246ZM255 156V155H254ZM20 157V156H19ZM35 157V156H34ZM59 157V156H58ZM58 157H56V158H58ZM61 157V156H60ZM227 156H225V158H226ZM242 157V156H241ZM250 157V156H249ZM1 158H3L4 159V157H1ZM9 158V157H8ZM22 157H20V158H17V159H21ZM24 158V157H23ZM27 158V157H26ZM33 158V157H32ZM55 158V159H56ZM62 158V157H61ZM124 158V159H125ZM131 158H130V160H131ZM177 159H178V156L176 157ZM209 158V159H210ZM237 158V160H239ZM244 158H245V156H244ZM252 158H253V156H252ZM11 159V158H10ZM52 159H53V157H52ZM181 158H179V160H180ZM189 159V158H188ZM218 159V158H217ZM215 160L214 159V161H216L215 162V164H214V168H212L213 170H210V171H215L216 173H207V174H205L206 175V177H205V179L207 180V181H214V183H215V179L216 178H218V175H221V173L223 172H228V168H227V166L226 165H223L224 163H221V164H217L218 162H219V160H221V158L220 159H218V160ZM235 159V158H234ZM248 159V158H247ZM258 159V158H257ZM5 160V159H4ZM29 160V159H28ZM59 160V159H58ZM106 160H109V159H106ZM120 160V159H119ZM159 160V159H158ZM161 160V159H160ZM212 160V159H211ZM210 160V161H211ZM226 160V159H225ZM227 160H229L228 159V157H227ZM252 160V159H251ZM254 160H256L255 158L253 159V161ZM15 161L17 162V160L15 159ZM14 161V162H15ZM96 161V160H95ZM121 161H123V160H121ZM126 161V160H125ZM137 161V160H136ZM187 161V160H186ZM221 161H224V160H221ZM230 161V160H229ZM258 161V160H257ZM262 161V160H261ZM53 162H55V161H53ZM104 162V163H103ZM129 162V161H128ZM153 162V161H152ZM162 162V161H161ZM161 162H159L158 161V163H161ZM165 162L163 163L164 165H165ZM206 162V161H205ZM0 163H2V162H0ZM6 163H8V162H6ZM52 163V162H51ZM60 163V162H59ZM62 163V162H61ZM135 163V162H134ZM151 163V162H150ZM157 163V164H158ZM162 163L160 164V165H162ZM178 163H179V161H178ZM211 163H213V160H212V162ZM240 163V162H239ZM249 163V162H248ZM20 164V163H19ZM26 164V163H25ZM48 164V163H47ZM50 164V163H49ZM97 164V163H96ZM176 164V163H175ZM204 165L205 164H207V162L206 163H203ZM242 164V167L244 166L243 165V163H241ZM245 164V163H244ZM255 164V163H254ZM253 164V165H254ZM257 164H258V162H257ZM1 165V164H0ZM8 165H9V163H8ZM28 166H29V164H27ZM132 166L134 165V164H131ZM155 165V164H154ZM196 165V164H195ZM237 165V164H236ZM248 165V164H247ZM59 166V165H58ZM58 166H57V168H58ZM88 166V165H87ZM129 166V165H128ZM191 166V165H190ZM209 166V165H208ZM256 165H254V166H252V167H255ZM257 166H259V165H257ZM257 166H256V168H257ZM30 167V166H29ZM170 167V166H169ZM177 167V166H176ZM184 167V166H183ZM182 167V168H183ZM185 167H187V166H185ZM194 167V166H193ZM213 167V166H212ZM245 167V166H244ZM2 168V167H1ZM18 168V167H17ZM20 168V167H19ZM31 168V170H32V167H30ZM53 168V167H52ZM132 168V167H131ZM152 168V167H151ZM155 168V167H154ZM157 168H158V165H157ZM237 168V167H236ZM240 168V167H239ZM250 168H251V166H250ZM259 168V167H258ZM258 168H257V170H258ZM3 169V168H2ZM16 169V168H15ZM116 169V170H115ZM126 169V168H125ZM177 169H179V168H177ZM185 169V168H184ZM240 169H242V168H240ZM239 169V170H240ZM36 170H38V169H36ZM35 170V171H36ZM97 170V169H96ZM127 170V169H126ZM147 170V169H146ZM150 170V169H149ZM168 170V169H167ZM166 170V171H167ZM171 170V169H170ZM233 170V169H232ZM261 170H262V167H261ZM260 170V171H261ZM86 171H88L89 172V170H87V168H86ZM122 171V170H121ZM148 171V170H147ZM166 171H164V172H166ZM186 171V170H185ZM206 171V170H205ZM234 171V170H233ZM3 172V171H2ZM11 172H12V170H11ZM15 172V171H14ZM19 172V171H18ZM171 172V171H170ZM251 172H254L255 173V170L254 171H252L251 170ZM262 172V171H261ZM1 173V172H0ZM25 173H27V172H25ZM28 173H30V171L28 172ZM87 173V172H86ZM147 172H145V174H146ZM236 173H237V170H236ZM18 174V173H17ZM17 174H16V176H17ZM32 174V173H31ZM53 174V173H52ZM99 174V173H98ZM144 174V175H145ZM182 174V173H181ZM195 174V173H194ZM200 174H201V172H200ZM235 174V173H234ZM240 174V173H239ZM257 174V173H256ZM13 175V174H12ZM19 175H23L22 173H19ZM33 175V174H32ZM88 175V174H87ZM106 175H108V174H105L104 176L106 177ZM136 175V174H135ZM140 175V174H139ZM142 175V174H141ZM165 175H167V174H165ZM164 175V176H165ZM204 175V176H205ZM237 175H238V173H237ZM7 176H9V177H11L10 175H6V177ZM25 176H27V175H25ZM31 176V175H30ZM62 176H63V174H62ZM83 176V175H82ZM81 176V177H82ZM89 176V175H88ZM93 176V175H92ZM138 176V175H137ZM162 176V175H161ZM176 176H179V175H176ZM184 176H185V174H184ZM199 176V175H198ZM230 176V175H229ZM233 176V175H232ZM263 176V175H262ZM13 177V176H12ZM68 177V176H67ZM86 177V176H85ZM85 177H83V178H85ZM96 177H98V176H96ZM110 177V176H109ZM142 177H143V175H142ZM141 177V178H142ZM146 178H147V176H145ZM151 177H152V175H151ZM201 177V176H200ZM203 177V176H202ZM202 177H201V179H202ZM221 177V176H220ZM236 177V176H235ZM234 177V178H235ZM259 177V176H258ZM15 178V177H14ZM46 178V177H45ZM70 178V177H69ZM137 178V177H136ZM144 178V177H143ZM145 178V179H146ZM162 178V177H161ZM187 178V177H186ZM185 178V179H186ZM225 178V177H224ZM227 178V177H226ZM237 178V177H236ZM254 178V177H253ZM256 178V177H255ZM260 178V177H259ZM258 178V179H259ZM12 179V178H11ZM50 179V178H49ZM72 179H73V177H72ZM82 179V178H81ZM94 179H96V178H94ZM98 179V178H97ZM110 179H111V177H110ZM156 179V178H155ZM160 179V178H159ZM181 179V178H180ZM188 179H190V178H188ZM197 179V178H196ZM264 179V178H263ZM52 180V179H51ZM50 180V181H51ZM64 180V179H63ZM75 180V179H74ZM171 180V179H170ZM218 180H221V179H218ZM237 180V179H236ZM259 180H261V179H259ZM20 181V180H19ZM29 181H31V179L29 180ZM72 181V180H71ZM77 181V180H76ZM78 181H81V180H79L78 179ZM83 181V180H82ZM85 181V180H84ZM172 181V180H171ZM192 181V180H191ZM194 181V180H193ZM202 181L203 180H199L198 181V183H197V185L198 186H201V184H202ZM206 181V182H207ZM217 181V180H216ZM234 181V180H233ZM256 181V180H255ZM56 182V181H55ZM144 182V181H143ZM164 182V181H163ZM166 182V181H165ZM173 182H175V181H173ZM218 182V181H217ZM225 182V181H224ZM226 182H228V181H226ZM232 182V181H231ZM26 183H28V182H26ZM26 183H24L25 185H26ZM58 183H61V182H58ZM68 183V182H67ZM72 183H74V182H72ZM136 183V182H135ZM148 183V182H147ZM160 183H162V182H160ZM168 183V182H167ZM172 183V182H171ZM176 183V182H175ZM192 183V182H191ZM262 183H263V181H262ZM29 184V183H28ZM48 184V183H47ZM75 184V183H74ZM79 184V183H78ZM107 184V183H106ZM110 184H112V183H110ZM121 184V185H122ZM146 184V183H145ZM194 184H196V183H194ZM229 184V183H228ZM228 184H227V187H228ZM255 184H257V183H255ZM21 185V184H20ZM61 185V184H60ZM80 185H82V184H79V188L81 187ZM90 185H92V184H90ZM108 185H109V182H108ZM179 185H181V184H179ZM196 185V186H197ZM210 185V184H209ZM226 185V184H225ZM254 185V184H253ZM29 186V185H28ZM48 186V185H47ZM51 186V185H50ZM148 186V185H147ZM154 186V185H153ZM173 186V185H172ZM172 186H170L171 188H172ZM255 186V185H254ZM107 187V186H106ZM137 187H138V185H137ZM144 187V186H143ZM169 187V188H170ZM175 187H176V185H175ZM186 187H189V186H186ZM214 187H215V185H214ZM213 187V188H214ZM217 187H219L218 185H217ZM224 187V186H223ZM233 187V186H232ZM264 187V186H263ZM13 188V187H12ZM88 188V187H87ZM90 188V187H89ZM145 188V187H144ZM185 188V187H184ZM259 188V187H258ZM45 189H47V188H45ZM44 189V190H45ZM53 189V188H52ZM55 189V188H54ZM116 189H118V188H116ZM146 189V188H145ZM145 189H144V191H145ZM148 189V188H147ZM155 191H157L156 189L157 188H153ZM161 189V188H160ZM163 189V188H162ZM191 189V188H190ZM216 188H214V190H215ZM219 189V188H218ZM260 189H261V187H260ZM260 189H258V190H260ZM81 190V189H80ZM84 190V189H83ZM87 190V189H86ZM124 190V189H123ZM186 190V189H185ZM213 190V189H212ZM212 190H211V192H212ZM220 190H221V188H220ZM236 190V189H235ZM28 191H31L30 189L28 190ZM35 191H37V189L35 190ZM35 191H33V193L35 192ZM41 191H42V189H41ZM50 191H51V189H50ZM67 191V190H66ZM85 191V190H84ZM164 191V190H163ZM168 191V190H167ZM176 191V190H175ZM191 191V190H190ZM202 191V190H201ZM206 191V190H205ZM231 191V190H230ZM242 191V190H241ZM56 192H57V189H56ZM82 192V191H81ZM95 192V191H94ZM210 192V193H211ZM220 192V191H219ZM218 192V193H219ZM234 192V191H233ZM240 192V191H239ZM243 192V191H242ZM245 192V191H244ZM53 193V192H52ZM55 193V192H54ZM61 193V192H60ZM76 193V192H75ZM86 193H87V191H86ZM159 193V192H158ZM168 193V192H167ZM183 193H185V191L183 192ZM202 193L204 194L205 192H203L202 191ZM209 193V192H208ZM215 193V192H214ZM213 193V194H214ZM224 194L226 193V192H223ZM249 194H250V191L248 192ZM255 193H257L256 191L254 192V194ZM41 194V193H40ZM46 195L47 194H49V193H45ZM80 194V193H79ZM107 194V193H106ZM118 194V193H117ZM163 194V193H162ZM182 194V193H181ZM193 194V196H195V197H197L198 196V191H194V192H192L190 195H192ZM243 194H245V193H243ZM242 194V195H243ZM248 194V195H249ZM252 194V193H251ZM251 194H250V196H251ZM52 195V194H51ZM136 195V194H135ZM137 195H139V194H137ZM146 195V194H145ZM164 195V194H163ZM162 195V196H163ZM168 195H170V194H168ZM200 195V194H199ZM208 196L210 195V194H207ZM237 195H239V193H237ZM259 195V194H258ZM261 195V194H260ZM64 196V195H63ZM69 196V195H68ZM90 196V195H89ZM92 196V195H91ZM94 196V195H93ZM142 196H144L143 194H142ZM141 196V197H142ZM160 196V195H159ZM221 196V195H220ZM235 195H233V196H231V198L232 197H234ZM247 196V195H246ZM40 197H41V195H40ZM81 197V196H80ZM141 197H136L137 199H139V198H141ZM156 197V196H155ZM154 197V198H155ZM165 197V196H164ZM216 197H217V195H216ZM253 197H255V196H253ZM48 198V197H47ZM68 198V197H67ZM86 198V197H85ZM85 198H83L84 200H85V202H86V199ZM90 198V197H89ZM99 198H101L100 196H99ZM130 198V197H129ZM129 198H127V193L126 194H124V196H117V199H118V203H116V204H120V205H122L124 202H127L128 200L127 199H129ZM160 198H161V196H160ZM176 198V197H175ZM181 198V197H180ZM227 198H229V197H227ZM239 198H241V195H240V197ZM264 198V197H263ZM262 198V199H263ZM52 199V198H51ZM55 199H57V198H55ZM63 199V198H62ZM74 199V198H73ZM90 199H93V198H90ZM162 199H163V197H162ZM179 199V198H178ZM199 199V198H198ZM203 199L204 200H206V197H204L203 196ZM218 199V198H217ZM242 199H244L243 197H242ZM247 199V198H246ZM250 199V198H249ZM255 199H258L257 197L255 198ZM42 200H43V198H42ZM59 200V199H58ZM72 200V199H71ZM136 200V199H135ZM134 200V201H135ZM182 200V199H181ZM186 200V199H185ZM195 200V199H194ZM204 200H202V201H204ZM212 200V199H211ZM214 200V199H213ZM218 200H221V199H218ZM228 200V199H227ZM241 200V199H240ZM252 200V199H251ZM33 201V200H32ZM61 201V200H60ZM90 201V200H89ZM88 201V202H89ZM115 201V200H114ZM130 201V200H129ZM246 201V200H245ZM244 200H243V202H245ZM42 202H44V201H42ZM112 202V201H111ZM130 202H132V201H130ZM139 202H140V200H139ZM180 202V201H179ZM184 202V201H183ZM211 202V201H210ZM209 201H208V203H210ZM241 202V201H240ZM254 202V201H253ZM259 202V201H258ZM263 202H264V200H263ZM84 203V202H83ZM95 203V202H94ZM93 203V204H94ZM104 203V202H103ZM146 203V202H145ZM165 205H163V206H165V208L167 207L168 209L170 208V206H169V204H170V200L169 199H166L165 200ZM181 203V202H180ZM188 203V202H187ZM197 203V202H196ZM199 204L201 203V202H198ZM216 203V202H215ZM223 202H221V204H222ZM225 203H227V202H225ZM229 203V202H228ZM237 204H238V202H236ZM235 203V204H236ZM256 203V202H255ZM42 204V203H41ZM92 204V205H93ZM99 204H100V202H99ZM131 204V203H130ZM144 204V203H143ZM203 204H207L206 202H204ZM233 204V203H232ZM234 204V205H235ZM261 204V201L259 202V205ZM44 205V204H43ZM42 205V206H43ZM80 205V204H79ZM105 205H107V203L105 204ZM133 205V204H132ZM172 205V204H171ZM187 205V204H186ZM217 205V204H216ZM216 205H215V207H216ZM220 205V204H219ZM242 205V204H241ZM241 205H240V207H235L234 209L232 208V210L234 211V214L236 213V211H237V209H241ZM249 205H251L252 206V203L251 204H249ZM88 206V205H87ZM100 206H101V204H100ZM141 206H142V204H141ZM228 206V205H227ZM246 206V205H245ZM250 206V207H251ZM257 206V205H256ZM53 207V206H52ZM95 207V206H94ZM93 207V208H94ZM103 207V206H102ZM105 207V206H104ZM176 207V206H175ZM194 207V206H193ZM199 207V206H198ZM198 207L197 208H195V209H198ZM208 207V206H207ZM215 207H213V208H215ZM222 207V206H221ZM220 207V208H221ZM247 207V206H246ZM249 207V208H250ZM67 208V207H66ZM98 208V207H97ZM110 208V207H109ZM108 208V209H109ZM135 208H137L136 206H135ZM174 208V207H173ZM188 208V207H187ZM210 208V207H209ZM208 208V209H209ZM211 208H212V204H211ZM217 208V207H216ZM222 208H224V207H222ZM227 208V207H226ZM229 208V207H228ZM258 208H259V206H258ZM96 209V208H95ZM104 209V208H103ZM106 209V208H105ZM112 209V208H111ZM164 209V208H163ZM193 209V208H192ZM201 209V208H200ZM246 209V208H245ZM250 209H252V208H250ZM254 209V208H253ZM37 211H38V209H36ZM125 210V209H124ZM139 210V209H138ZM211 210V209H210ZM216 210V209H215ZM249 210V209H248ZM52 211V210H51ZM63 211V210H62ZM61 211V212H62ZM109 211V210H108ZM132 211V210H131ZM159 211V210H158ZM162 211H164V210H162ZM184 211V210H183ZM195 211V210H194ZM192 212L193 214H195V215H197L196 214V212L197 211H195V212ZM204 211H205V209H204ZM212 211H213V209H212ZM217 211H219V209L217 210ZM220 211H222L221 209H220ZM228 211H229V209H228ZM228 211H225L226 213L228 212ZM240 211V210H239ZM241 211H243V209L241 210ZM72 212V211H71ZM102 212V211H101ZM106 212V211H105ZM111 212V211H110ZM136 212V211H135ZM176 212V211H175ZM178 212V211H177ZM179 212H181V211H179ZM222 212H224V211H222ZM222 212H221V215H222ZM224 212V215L226 214ZM230 212V211H229ZM247 212V211H246ZM246 212H244L245 213V215H246ZM260 212V211H259ZM46 213V212H45ZM52 213H54V212H52ZM88 213V212H87ZM170 213H171V211H170ZM173 214H175L174 212H172ZM182 213V212H181ZM191 213V214H192ZM202 213V212H201ZM205 213H207V211L205 212ZM231 213V212H230ZM237 213H239V212H237ZM240 213H242V212H240ZM252 213V212H251ZM68 214V213H67ZM146 214V213H145ZM198 214H200L199 212H198ZM217 214H218V212H217ZM229 214V213H228ZM250 214V213H249ZM255 214V213H254ZM264 214V213H263ZM89 215V214H88ZM111 215H113V214H111ZM206 215V214H205ZM215 215V214H214ZM230 215H232V214H230ZM239 214H237L236 216H238ZM243 214H241V216H242ZM252 215V214H251ZM50 216H51V214H50ZM93 216V215H92ZM97 216V215H96ZM147 216V215H146ZM155 216V215H154ZM156 216H158V214L156 215ZM155 216V217H156ZM167 216H169V215H167ZM173 216V215H172ZM194 216V215H193ZM198 217L197 218H202L203 217V215L201 214V215H197ZM209 216V215H208ZM207 216V217H208ZM220 216V215H219ZM218 216V217H219ZM226 216H228L227 214H226ZM235 216V215H234ZM244 216V215H243ZM253 216V215H252ZM55 217V216H54ZM91 217V216H90ZM142 217V216H141ZM223 217V216H222ZM231 217V216H230ZM233 217V216H232ZM240 217V216H239ZM264 217V216H263ZM262 217V218H263ZM57 218V217H56ZM68 218V217H67ZM92 219H94L95 218V216H94V218L93 217H91ZM99 218V217H98ZM134 218V217H133ZM197 218H195V219H197ZM214 218V217H213ZM234 219L236 218V217H233ZM232 218V219H233ZM249 218H251L250 216H249ZM248 217H247V219H249ZM66 219V218H65ZM88 219V218H87ZM109 219V218H108ZM112 219V218H111ZM111 219H109V220H111ZM126 219V218H125ZM131 219V218H130ZM144 219H145V216H144ZM147 219V218H146ZM145 219V220H146ZM163 219V218H162ZM169 219V218H168ZM194 219V220H195ZM210 219H211V216H210ZM210 219H209V221H210ZM215 219V218H214ZM229 219V218H228ZM254 219V218H253ZM252 219V220H253ZM264 219V218H263ZM128 220V219H127ZM152 220V219H151ZM170 220V219H169ZM198 220V219H197ZM201 220V219H200ZM207 220V219H206ZM230 220H231V218H230ZM59 221V220H58ZM114 221V220H113ZM157 221V220H156ZM161 221H164V220H161ZM167 221V219H165V222ZM186 221V220H185ZM184 221V222H185ZM191 221H192V219H191ZM209 221H207V222H209ZM221 221V220H220ZM237 221V220H236ZM249 221V220H248ZM247 221V222H248ZM48 222V221H47ZM88 222H89V220H88ZM92 222V221H91ZM155 222V221H154ZM159 222V221H158ZM170 222H174V220L173 221H170ZM169 221H168V224L170 223ZM184 222H182V223H184ZM198 222V221H197ZM200 223L202 222V221H199ZM215 222H217V221H215ZM234 222V221H233ZM246 222V223H247ZM251 222V221H250ZM263 222V221H262ZM51 223V222H50ZM101 224L103 223V222H100ZM105 223V222H104ZM111 223V222H110ZM131 223V222H130ZM160 223V222H159ZM181 223V222H180ZM239 223V222H238ZM257 223V222H256ZM146 224V223H145ZM150 224H152V223H150ZM155 224V223H154ZM153 224V226H155ZM156 224H158V223H156ZM166 224V223H165ZM192 224V223H191ZM202 225H203V223H201ZM218 224V223H217ZM216 224V225H217ZM221 224V223H220ZM230 224H232V222L230 223ZM244 224V223H243ZM250 224V223H249ZM46 225H47V223H46ZM142 225V224H141ZM143 225H144V223H143ZM148 225V224H147ZM170 226H171V224H169ZM227 225H229V224H227ZM254 226L256 225V224H253ZM94 226V225H93ZM92 226V227H93ZM110 226H113V225H110ZM146 226V225H145ZM150 226V225H149ZM168 226V225H167ZM187 226H188V224H187ZM189 226H190V224H189ZM192 226V225H191ZM194 226H195V224H194ZM193 226V227H194ZM204 226V225H203ZM206 226H210V224L209 225H206ZM212 226V225H211ZM230 226V225H229ZM228 226V227H229ZM240 226V225H239ZM247 226H249V225H247ZM252 226V225H251ZM250 226V227H251ZM165 227V226H164ZM214 227V226H213ZM226 228L225 227V225H224V227L223 226H220V229L219 230H221L222 228ZM230 227H233L232 225L230 226ZM174 228H176V227H174ZM196 228V227H195ZM207 228H210V227H207ZM256 228V227H255ZM257 228H259V226L257 227ZM45 229V228H44ZM95 229V228H94ZM107 229H109V228H107ZM118 229V228H117ZM141 229V228H140ZM182 229H184V228H182ZM185 229H186V227H185ZM212 229V228H211ZM216 229H217V227H216ZM230 229H232V228H230ZM229 229V230H230ZM260 229V228H259ZM150 230H153L152 228L150 229ZM165 230H166V228H165ZM180 230V229H179ZM213 230V229H212ZM105 231V230H104ZM109 231V230H108ZM111 231V230H110ZM116 231V230H115ZM157 231V230H156ZM159 231H161V230H159ZM181 232L180 233H182V230H180ZM187 231V230H186ZM209 231V230H208ZM216 230L214 229V232H215ZM222 231V230H221ZM223 231H225V230H223ZM228 231V230H227ZM250 232H251V230H249ZM246 232V234H248V233H250V232ZM254 231H256V230H253V232ZM258 231V230H257ZM158 232V231H157ZM188 232H191V231H188ZM193 232V231H192ZM205 232H206V230H205ZM218 232V231H217ZM226 232V231H225ZM121 233V232H120ZM149 233V232H148ZM221 233V232H220ZM232 233V232H231ZM230 233V234H231ZM261 233V232H260ZM259 233V234H260ZM77 234H78V232H77ZM97 234H98V231H97ZM101 234V233H100ZM114 234V233H113ZM112 234V235H113ZM117 234H119V232L117 233ZM124 234V233H123ZM172 234H173V232H172ZM171 234V235H172ZM175 234V233H174ZM188 234V233H187ZM197 234V233H196ZM199 234V233H198ZM197 234V235H198ZM222 234V233H221ZM227 235H228V233H226ZM225 233L223 234V235H226ZM234 234V233H233ZM237 234V233H236ZM236 234H234V235H236ZM243 234V233H242ZM253 234V233H252ZM252 234H250V235H252ZM262 234V233H261ZM14 235V234H13ZM93 235H95L94 233H93ZM155 235V234H154ZM162 235H164V234H162ZM177 235V234H176ZM204 235H205V233H204ZM213 236L214 234H210V236ZM223 235H221V236H223ZM249 235V234H248ZM22 236V235H21ZM82 236V235H81ZM99 236V235H98ZM98 236H97V238H98ZM160 236H161V234H160ZM159 236V237H160ZM184 236H187V235H185L184 234ZM194 236V235H193ZM201 236V235H200ZM203 236V235H202ZM206 236H207V234H206ZM211 236V237H212ZM218 236V235H217ZM238 236V235H237ZM11 237V236H10ZM95 237V236H94ZM93 237V238H94ZM107 237V236H106ZM124 237V236H123ZM173 237V236H172ZM175 237V236H174ZM226 237V236H225ZM232 237H234L233 235H232ZM242 237H245L244 235L242 236ZM23 238V237H22ZM78 238H80V235H79V237ZM111 238V237H110ZM109 238V239H110ZM115 238V237H114ZM125 238V237H124ZM154 238V237H153ZM156 238H157V236H156ZM177 238H179L180 240L182 239V238H180V237H177ZM198 238V237H197ZM196 238V239H197ZM217 238V237H216ZM216 238H214V236H213V239H209V241H210V243H212V245L213 246H216V244H217V241L218 240H220V239H222V238H220V239H216ZM219 238V237H218ZM236 238V237H235ZM239 238H240V236H239ZM238 238V239H239ZM19 239H21V238H18L17 240H19ZM86 239V238H85ZM101 239V238H100ZM105 239H107V238H105ZM113 239V238H112ZM116 239V238H115ZM155 239V238H154ZM169 239V238H168ZM171 239V238H170ZM169 239V240H170ZM174 239V238H173ZM172 239V242L174 243V240ZM194 239V238H193ZM225 239V238H224ZM233 239V238H232ZM232 239H230V240H232ZM249 239V238H248ZM247 239V240H248ZM8 240V239H7ZM29 240V239H28ZM81 240V239H80ZM90 240H91V238H90ZM94 240V239H93ZM108 240V239H107ZM111 240V239H110ZM117 240H119V239H117ZM121 240V239H120ZM152 240V239H151ZM150 240V241H151ZM157 240V239H156ZM165 240H167V238L165 239ZM179 240V241H180ZM190 240V239H189ZM195 240V239H194ZM250 240H251V238H250ZM3 240H1V242H2ZM6 241V240H5ZM87 241V240H86ZM155 241V240H154ZM175 241H176V239H175ZM178 241V242H179ZM182 241V240H181ZM197 241V240H196ZM224 241V240H223ZM227 241H229V240H227ZM239 241V240H238ZM254 241V240H253ZM257 241V239L255 240V242ZM11 242H14L13 240L11 241ZM17 242V241H16ZM26 242V241H25ZM60 242H61V240H60ZM67 242V241H66ZM82 242V241H81ZM83 242H85V241H83ZM90 242V241H89ZM92 242V241H91ZM90 242V243H91ZM98 242V241H97ZM110 242V241H109ZM113 242H115V241H113ZM119 242V241H118ZM117 241H116V243H118ZM131 242V241H130ZM134 242V241H133ZM135 242H137V241H135ZM146 242V241H145ZM171 242V241H170ZM177 242V241H176ZM177 242V243H178ZM189 242V241H188ZM205 242V241H204ZM222 242V241H221ZM225 243H226V241H224ZM233 242H234V240H233ZM237 242V241H236ZM240 242V241H239ZM258 242V241H257ZM20 243V242H19ZM32 243V242H31ZM56 243V242H55ZM70 243H71V240H70ZM100 243V242H99ZM148 243V242H147ZM150 243V242H149ZM151 243H153L152 245H154V242H151ZM180 243V242H179ZM190 243V242H189ZM189 243H187V244H189ZM192 243V242H191ZM220 243V242H219ZM242 243V242H241ZM240 243V244H241ZM246 243V242H245ZM252 243V242H251ZM250 243V244H251ZM261 243V242H260ZM0 244H2V243H0ZM12 244V243H11ZM15 243H13V245H14ZM28 244V243H27ZM82 244V243H81ZM110 244V243H109ZM126 244H128V243H126ZM159 244H160V241H159ZM165 244V243H164ZM171 244V243H170ZM176 244V243H175ZM184 244V243H183ZM194 244V243H193ZM198 244H200V243H198ZM227 244V243H226ZM234 244V243H233ZM236 244V243H235ZM234 244V245H235ZM248 244V243H247ZM5 245V244H4ZM22 245V244H21ZM99 245V244H98ZM107 245V244H106ZM125 245V244H124ZM142 245V244H141ZM146 245H148V244H146ZM156 245H157V243H156ZM172 245V244H171ZM171 245L169 246V247H171ZM185 245V244H184ZM205 245V244H204ZM203 245V246H204ZM224 245V244H223ZM243 245V244H242ZM246 245V244H245ZM263 245H264V243H263ZM27 246V245H26ZM32 246V245H31ZM139 246V245H138ZM150 246V245H149ZM155 246V245H154ZM158 246V245H157ZM157 246H155V247H157ZM178 246H180V244H178ZM232 246V245H231ZM239 246H241V245H239ZM255 246V245H254ZM253 246V247H254ZM6 247V246H5ZM14 247V246H13ZM25 247V246H24ZM65 247H67V246H65ZM81 247V246H80ZM100 247H101V245H100ZM135 247H137V246H135ZM143 247V245L141 246V248ZM152 247V246H151ZM160 247H162V246H160ZM168 247V248H169ZM186 247H188V246H186ZM221 247H223V246H221ZM252 247V246H251ZM259 247H261V246H259ZM259 247H258V249H259ZM4 248V247H3ZM72 248H74V247H72ZM96 248H97V246H96ZM99 248V247H98ZM131 248V247H130ZM138 248H140V246L138 247ZM164 248V247H163ZM166 248V247H165ZM179 248V247H178ZM181 248V247H180ZM192 248V247H191ZM198 248V247H197ZM212 248V247H211ZM226 248H228V247H226ZM235 248V247H234ZM236 248H239V247H236ZM241 248V247H240ZM257 248V247H256ZM264 248V247H263ZM22 249V248H21ZM26 249H27V247H26ZM35 249V248H34ZM44 249V248H43ZM62 249V248H61ZM104 249V248H103ZM107 249V248H106ZM144 249V248H143ZM146 249V248H145ZM156 249V248H155ZM158 249V248H157ZM213 249V248H212ZM233 249V248H232ZM262 249V248H261ZM19 250V249H18ZM23 250H25V249H23ZM149 250H150V248H149ZM203 250V249H202ZM225 250V249H224ZM229 250V252H230V250L231 249H228ZM238 250V249H237ZM237 250H235V251H237ZM244 250V249H243ZM1 251V250H0ZM3 251V250H2ZM27 251H29V249L27 250ZM40 251V250H39ZM57 251V250H56ZM94 251L95 250H93V253H94ZM130 251H131V249H130ZM141 251V250H140ZM157 251V250H156ZM173 251L174 250H172V252L171 253H173ZM186 251H188V250H186ZM199 251V250H198ZM242 251V250H241ZM254 251V250H253ZM24 252V251H23ZM44 252V251H43ZM49 252V251H48ZM132 252V251H131ZM183 252H185V251H183ZM191 252V251H190ZM228 252V253H229ZM12 253V252H11ZM53 253H54V251H53ZM92 253V254H93ZM145 253H146V251H145ZM166 253V252H165ZM181 253V252H180ZM179 253V254H180ZM230 253H233L232 251L230 252ZM235 254H236V252H234ZM233 253V254H234ZM240 253V252H239ZM244 253V252H243ZM1 254V253H0ZM9 253H7V255H8ZM18 254H19V251H18ZM87 254V253H86ZM90 254V253H89ZM132 254V253H131ZM174 255H175V253H173ZM178 254V253H177ZM186 254H188V253H186ZM185 254V255H186ZM190 254V253H189ZM205 254H207L206 256H211V258H214V260H213V263H214V261H217L218 262V264L221 262V264L223 263V264H238V263H235V258H234V260L233 259H228L227 258V255L225 256V252H216V248L214 249V251H208V252H206ZM260 254L261 253H259V252H257L256 253V257L254 256V257H252L253 258V260H254V258H257V257H259L260 256ZM20 255V254H19ZM91 255V254H90ZM94 255V254H93ZM146 255V254H145ZM163 255H165V254H163ZM168 255V254H167ZM194 255V254H193ZM230 255V254H229ZM232 255V254H231ZM237 255L239 256V254H238V252H237ZM250 255V254H249ZM12 254H11V258H12ZM26 256V255H25ZM86 256V255H85ZM148 256V255H147ZM150 256H152L151 254H150ZM154 256H155V253H154ZM169 256H170V253H169ZM198 256H200V255H198ZM233 256V255H232ZM235 256V255H234ZM248 256V255H247ZM252 256V255H251ZM138 257H139V255H138ZM153 257V256H152ZM158 257H160V256H158ZM166 257H168V256H166ZM236 257V256H235ZM9 258V257H8ZM7 258V259H8ZM70 258V257H69ZM76 258V257H75ZM84 258H86V257H84ZM83 258V259H84ZM89 258H90V256H89ZM171 258H173V257H171ZM229 258H231V257H229ZM240 258H242V256L240 257ZM250 258V257H249ZM2 259H4V258H1V260ZM88 259V258H87ZM143 259V258H142ZM161 259V258H160ZM203 259V258H202ZM202 259H200L198 262H200V264H207V262L205 261V260H202ZM246 259V258H245ZM258 259V258H257ZM85 260V259H84ZM139 260V259H138ZM148 260H149V258H148ZM166 260V259H165ZM237 260V259H236ZM249 260V259H248ZM3 261V260H2ZM4 261H5V259H4ZM4 261H3V263H4ZM91 261V260H90ZM156 261V260H155ZM164 261V260H163ZM178 261V260H177ZM252 261V260H251ZM86 262V261H85ZM84 262V263H85ZM162 262V261H161ZM243 262V261H242ZM253 262V261H252ZM251 262V263H252ZM258 262V261H257ZM152 263H154V261L152 262ZM159 263V262H158ZM183 263V262H182ZM212 263V262H211ZM244 263V262H243ZM246 263V262H245ZM260 263H261V261H260ZM184 264V263H183ZM239 264H241V263H239Z\"/></svg>",
	"mask_w": 264,
	"mask_h": 264
}]
</instances>
